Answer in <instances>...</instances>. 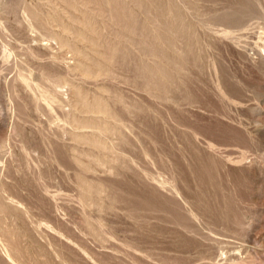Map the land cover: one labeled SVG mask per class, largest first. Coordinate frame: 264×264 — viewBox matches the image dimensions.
I'll list each match as a JSON object with an SVG mask.
<instances>
[{"label":"rangeland","instance_id":"374dc122","mask_svg":"<svg viewBox=\"0 0 264 264\" xmlns=\"http://www.w3.org/2000/svg\"><path fill=\"white\" fill-rule=\"evenodd\" d=\"M0 264H264V0H0Z\"/></svg>","mask_w":264,"mask_h":264}]
</instances>
